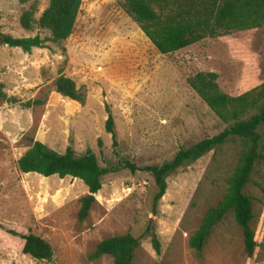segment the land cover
I'll return each mask as SVG.
<instances>
[{
  "label": "rangeland",
  "instance_id": "374dc122",
  "mask_svg": "<svg viewBox=\"0 0 264 264\" xmlns=\"http://www.w3.org/2000/svg\"><path fill=\"white\" fill-rule=\"evenodd\" d=\"M49 0H0V32L14 38H49L37 21ZM32 10L34 24L21 28L19 19ZM198 72L217 75L219 91L239 96L264 83V26L207 38L170 55L159 54L117 0H82L71 35L59 44L24 53L0 47V81L7 99H0V264H112L94 257L104 239L130 234L138 238L134 264H247L264 260V165L258 163L244 192L252 203V258L232 212L218 223L203 251L188 241L206 211L217 205L233 172L240 141L229 140L167 178L156 213V192L148 173L118 166H160L181 147L220 133L225 124L188 87ZM75 82L83 103L54 92L58 75ZM14 100L15 102H10ZM38 101L35 105L33 102ZM29 102L30 107H24ZM108 108L117 147L104 130ZM264 144V128L262 129ZM39 141L64 153L90 150L105 175L95 202L82 222L80 199L87 189L70 177L44 178L21 174L16 161ZM151 221L161 250L157 256L143 236ZM6 230L31 233L52 249L50 261L22 253L23 241Z\"/></svg>",
  "mask_w": 264,
  "mask_h": 264
},
{
  "label": "trees",
  "instance_id": "16d2710c",
  "mask_svg": "<svg viewBox=\"0 0 264 264\" xmlns=\"http://www.w3.org/2000/svg\"><path fill=\"white\" fill-rule=\"evenodd\" d=\"M82 0H49L41 12L38 27L47 30L49 38L39 36L14 38L0 32V47L19 49L24 53L32 49H42L47 42L59 44L72 33ZM123 2L126 14L138 25L141 32L161 55H170L190 47L207 38L226 36L233 32L258 29L264 26V0H117ZM22 29L30 30L34 24L33 11H24L19 19ZM188 87L222 121L225 128L210 138L202 139L188 147H181L172 159L160 166L138 167L128 161L119 162L130 173H148L154 182L156 192L152 198V213L165 194L166 180L179 169L197 161L207 153L224 145L229 140H238L242 150L235 168L227 179L226 192L214 207L204 214L199 228L189 238L188 244L197 254L213 228L228 212H232L236 225L243 238V250L247 258H252L255 248L252 203L244 189L251 183L258 163L264 165V83L239 96H229L219 91L217 75L211 72H198L187 78ZM54 92L71 101L83 103L84 96L76 88L75 82L63 75L53 82ZM0 99L6 100L3 84L0 81ZM10 102H15L10 100ZM35 105L38 101L33 102ZM29 108L30 103L25 102ZM105 132L110 135L112 147H117L114 121L109 109ZM16 170L21 174H36L44 178L57 176L70 177L82 182L87 195L80 199L77 219L82 222L88 216L95 202V194L101 189L102 178L115 171V168H102L95 155L88 149L83 154L75 153L71 145L64 153L49 149L39 141L31 146L16 161ZM264 197V187L259 186ZM23 241L22 253L38 261H50L52 249L42 238L31 233L19 234L6 230ZM143 236L150 239V245L157 256L161 245L151 221L144 228ZM139 239L130 234L102 240L95 247L93 256H109L112 264H134V253L139 247Z\"/></svg>",
  "mask_w": 264,
  "mask_h": 264
},
{
  "label": "crops",
  "instance_id": "0c3cea01",
  "mask_svg": "<svg viewBox=\"0 0 264 264\" xmlns=\"http://www.w3.org/2000/svg\"><path fill=\"white\" fill-rule=\"evenodd\" d=\"M247 264H264V260L262 262H247Z\"/></svg>",
  "mask_w": 264,
  "mask_h": 264
}]
</instances>
